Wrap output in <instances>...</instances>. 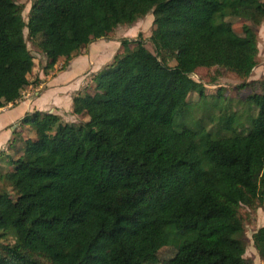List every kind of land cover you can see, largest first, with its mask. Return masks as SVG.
<instances>
[{
  "label": "trees",
  "instance_id": "obj_1",
  "mask_svg": "<svg viewBox=\"0 0 264 264\" xmlns=\"http://www.w3.org/2000/svg\"><path fill=\"white\" fill-rule=\"evenodd\" d=\"M17 1L0 0V108L30 84L24 29L45 70L147 14L153 50L141 35L120 39L92 90L73 97L78 122L19 120L0 165V264H251L240 208L264 209V80L248 84L245 130L234 114L219 131L175 117L191 93L207 96L196 69L250 76L264 0H32L27 20ZM252 243L264 262V225ZM164 246L176 253L160 260Z\"/></svg>",
  "mask_w": 264,
  "mask_h": 264
},
{
  "label": "rangeland",
  "instance_id": "obj_2",
  "mask_svg": "<svg viewBox=\"0 0 264 264\" xmlns=\"http://www.w3.org/2000/svg\"><path fill=\"white\" fill-rule=\"evenodd\" d=\"M17 3L23 5L22 15L24 20H27L32 0H18ZM152 21L153 15L147 14L130 26L121 25L114 29H110L107 39H135L141 35V37L145 39V46L148 50L152 51V46L148 41L151 35ZM232 22L237 30L241 28L242 24L248 23L237 19L232 20ZM24 37L27 42V47L33 56L32 70L28 75V79L30 82H34L35 78L38 77L40 73H44V66L47 59L28 39L26 29H24ZM257 47V64L247 79L242 80L237 78L234 74L216 67H201L196 69L195 72L191 74V77L203 85L204 93L207 96L202 97L200 100L197 92L191 93L188 97L189 105L182 114L175 117V127L179 128L182 125L190 129H197L203 126L206 131H219L222 130V123L228 120L231 114H234L233 126L237 129L245 130L246 127H248V120L253 112L251 102L247 99L248 95L252 93V88L248 86V84L250 85L252 81L264 80V21L257 28ZM61 64L62 61L58 59L55 68H59ZM170 65H174V61L170 62ZM243 82H245L247 86L239 87ZM25 89H27V87ZM25 89H23L22 92ZM89 90L90 88H87L86 92H81V95H86ZM218 91H220V96H217ZM4 159L7 160L6 156ZM240 213L245 217L244 257L250 259L251 264H264L259 258L252 243V234L259 227L264 225V209L258 208L255 211H249L247 208L242 207L240 208ZM7 239L10 243L16 242V239L11 236H7ZM175 253L176 250L173 247L164 246L158 251V258L160 260L170 259Z\"/></svg>",
  "mask_w": 264,
  "mask_h": 264
},
{
  "label": "crops",
  "instance_id": "obj_3",
  "mask_svg": "<svg viewBox=\"0 0 264 264\" xmlns=\"http://www.w3.org/2000/svg\"><path fill=\"white\" fill-rule=\"evenodd\" d=\"M120 47L119 40L99 38L73 55L63 70H44L30 82L21 98L14 104L0 108V165H4V156L10 153L6 146L15 131L21 130L19 120L25 113L43 111L58 115L65 122H78L82 116L72 113V99L87 88L92 90V77L105 65ZM63 62V58H59ZM45 67V66H44Z\"/></svg>",
  "mask_w": 264,
  "mask_h": 264
}]
</instances>
